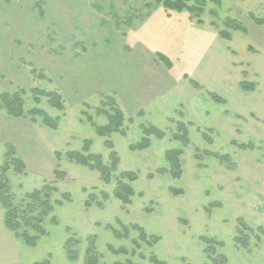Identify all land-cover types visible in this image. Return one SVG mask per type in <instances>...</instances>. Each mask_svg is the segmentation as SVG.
Instances as JSON below:
<instances>
[{
	"label": "rangeland",
	"instance_id": "rangeland-1",
	"mask_svg": "<svg viewBox=\"0 0 264 264\" xmlns=\"http://www.w3.org/2000/svg\"><path fill=\"white\" fill-rule=\"evenodd\" d=\"M206 1L194 17L155 0H0V94L23 91L25 112L59 118L52 129L0 107V177L16 203L47 191L53 206L30 247L0 205V264H84L89 237L98 264H264V0ZM37 88L58 93L62 109L37 103ZM116 109L122 127L99 136ZM144 127L163 136L134 151ZM171 150L182 152L179 178ZM112 152L109 183L67 156L99 155L111 167ZM123 172L137 177L128 205L115 197Z\"/></svg>",
	"mask_w": 264,
	"mask_h": 264
},
{
	"label": "trees",
	"instance_id": "trees-1",
	"mask_svg": "<svg viewBox=\"0 0 264 264\" xmlns=\"http://www.w3.org/2000/svg\"><path fill=\"white\" fill-rule=\"evenodd\" d=\"M156 4H162V6L168 10V11H174V12H183L187 11L194 17H199L201 13L204 12L205 8L208 5V2L206 0H155ZM198 24H202V21L198 19ZM234 25H231V27ZM234 28L236 30L245 32L246 30L243 29L239 25H235ZM220 35L224 39H229V36L226 34L225 31H221ZM160 58L165 61L169 67H171L170 61L164 57L160 56ZM193 85L195 87H198V84L193 82ZM241 88L244 90H253L254 86L247 83H241ZM32 93L35 95V101L37 103H40L41 96L49 98V103L51 107L62 109V103L61 96L56 92H47L40 89H32ZM23 91H17L16 93L10 94V93H1L0 94V107L4 108L10 117H40L42 119V122L44 125H46L49 128L57 129L59 118H53L50 115H48L44 110H41L39 108H33L27 112H25V101L23 99ZM214 100H216L219 103H224V100L219 98L218 96L211 94L210 95ZM109 118V124L106 126H96V132L99 136L104 137L112 132H117L123 125L122 123V114L121 112L116 109L114 113L108 114ZM143 133L145 137L142 139V141L132 147V149L135 150H143L145 148L149 147L150 141L149 136L155 135L159 138H162L163 134L160 133L159 130H156L153 127H144ZM177 139H182L181 137L177 136ZM184 140V138H183ZM88 145H90V142L87 141ZM109 147H111V143L107 144ZM182 152L179 150H171L166 153L167 161L170 164L171 167V174L179 178L182 174L181 170V163H180V156ZM12 155V153L10 154ZM67 156L69 159L76 161L79 164H82L84 166L88 167H94L97 169L102 176V179L109 183L111 179V174L116 171L117 165H118V156L115 152H112L110 155L111 160V167H107L103 164L102 159L99 155H83L82 153H67ZM12 164L16 167V171L19 173H22L25 169V166L23 162L19 159H11ZM9 166V162L6 161V166L3 167V173L6 172L7 167ZM166 170H159V173H164ZM4 175L0 177V205L5 210L4 215V224L7 229H9L11 232L15 234L17 238H20L23 240V242L30 246L34 247L36 243L39 241L40 237L46 235V231L43 226L44 218L47 217L50 213L53 212V206L50 203L49 200V194L47 191H43L45 193H42V191H36L33 192L30 195H27V198L30 200V202L26 205L24 203H16L13 196L10 194V189L7 183V180L3 178ZM128 179L129 183H126L125 180ZM137 179L135 173H128L123 172L120 175V180L118 182V186L115 189V197L120 200L123 204L128 205L131 203V197L134 196L135 192L133 187L131 186V182L135 181ZM174 194L181 193L180 191H177L176 189L171 190ZM88 204V203H87ZM53 223H56V220L53 219ZM140 232V238L143 241L146 240L145 232L138 228L137 229ZM127 236V235H126ZM208 245L206 252L210 254V251L212 247H210V243L213 241L208 240L204 238ZM90 246L86 250V257L84 264H98V252H96V249L94 247V237L88 238ZM72 239L69 240L65 246V249L67 250V255L71 261L77 260V253L72 249L71 245ZM113 252L119 253L123 252L121 251H115L113 248H111ZM125 253V252H124ZM151 261L155 264H165L161 261H159L155 256L152 257ZM35 264H50L49 261H43L40 263Z\"/></svg>",
	"mask_w": 264,
	"mask_h": 264
}]
</instances>
